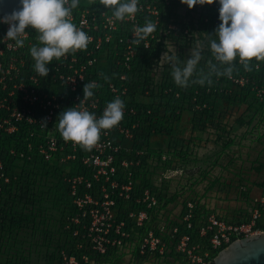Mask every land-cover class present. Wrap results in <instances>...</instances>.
I'll use <instances>...</instances> for the list:
<instances>
[{
  "label": "built area",
  "instance_id": "1",
  "mask_svg": "<svg viewBox=\"0 0 264 264\" xmlns=\"http://www.w3.org/2000/svg\"><path fill=\"white\" fill-rule=\"evenodd\" d=\"M173 1L140 0V11L120 22L100 0H80L72 20L92 39L87 49L53 60L48 76L33 68L30 48L38 43L35 30H27L23 47L7 38L0 42V199L26 195L31 183L43 188L45 176H50L62 205L56 212L62 247L53 264H92L95 255L132 243L142 256L170 255L163 238L166 225L151 230L144 226L159 202L150 177L146 187V178L137 174L144 150L138 145L135 153L126 142L133 134L141 141V120L151 114L150 107L143 112L134 88L141 86L138 91L142 93L145 88L152 90L148 64L157 54L155 43L165 38L171 41L174 37L167 32L173 27L187 30L194 24L181 25V18L172 15ZM177 3L184 5L181 0ZM219 7L218 3L201 6L204 19H209L206 9L219 11ZM164 15L168 18L165 26ZM147 20L155 22L157 30L140 44L132 43L134 27ZM7 30V24H0V38ZM92 81L97 87L94 98L83 102L87 110L99 117L116 97L124 100L126 107L120 124L103 133L91 150H85L65 141L55 124L62 111L80 103L84 85ZM45 120L47 127L41 124ZM255 200L264 206V195ZM196 206L187 204L183 234L175 245L176 253L190 264H208L214 251L236 239L264 233L262 207L251 212L248 222L229 223L212 213L197 225ZM27 235L19 241H26ZM23 256L3 251L0 264H28L29 258Z\"/></svg>",
  "mask_w": 264,
  "mask_h": 264
},
{
  "label": "rangeland",
  "instance_id": "2",
  "mask_svg": "<svg viewBox=\"0 0 264 264\" xmlns=\"http://www.w3.org/2000/svg\"><path fill=\"white\" fill-rule=\"evenodd\" d=\"M173 2L172 15L181 18V25L194 24L187 30L173 27L167 32L169 37H174L171 41L165 38L155 43L157 54L148 64L152 90L145 88L148 93H142L138 91L141 86L134 88L137 102L144 109L153 106L158 98L161 102L168 101L169 97L164 96L172 91L174 79L167 57L161 59L163 54L168 51L169 56L176 55L183 62L194 49L199 48L202 53L203 40L214 35L220 24L216 19L217 9L211 10L212 17L207 15L209 19L205 20L201 6L189 9L178 5L177 0ZM162 19L165 26L164 20L168 18L164 15ZM252 63H258L259 67L253 66L251 76L235 81L237 85H251L247 98L219 103L216 112L202 119L195 114V107L185 105L169 120H164L163 131L150 135L144 142L142 136H139L141 141L134 139V134L128 138L126 146L135 153L138 145L146 146L141 149L144 151L137 169V174L146 178L143 186H150V177L152 191L166 198L159 200L166 206L158 204L149 212L147 223L157 227L166 225L163 238L170 255L138 257L133 254L136 244L132 243L112 249L108 260L101 264H186L185 258L176 253L175 245L183 234V217L189 202L196 203V215L214 213L227 219L243 218L256 207L264 208L255 200L264 195V61ZM48 182L47 187H51V180ZM49 190L54 192L52 188ZM25 234L12 238L21 239ZM131 234L136 236V232ZM41 243L38 237L28 233L26 241H18V249L22 250L18 252L29 258V264H47L42 256L44 251L38 247Z\"/></svg>",
  "mask_w": 264,
  "mask_h": 264
},
{
  "label": "clouds",
  "instance_id": "3",
  "mask_svg": "<svg viewBox=\"0 0 264 264\" xmlns=\"http://www.w3.org/2000/svg\"><path fill=\"white\" fill-rule=\"evenodd\" d=\"M20 8L0 17V24H7L5 38L13 40L16 47H23L29 29L38 34V43L30 48L34 70L48 76L53 60L88 47L91 37L78 28L72 20L73 10L80 0H19ZM189 9L196 6L219 4L220 24L209 41L213 59L207 68L199 67L203 59L199 48L191 51L186 61L166 51L171 76L176 85L187 88L191 84L211 85L213 78H232L236 64L240 62L246 71H251L253 61H264V0H181ZM115 21L132 19L140 11V0H100ZM157 30V25L147 20L143 26L134 27L131 42L140 44ZM95 81L83 88V99L78 105L66 108L58 117L55 127L65 141L91 150L108 130L118 126L124 119L125 102L120 97L107 103L99 117L87 110L83 102L94 98ZM42 126L47 127V121Z\"/></svg>",
  "mask_w": 264,
  "mask_h": 264
},
{
  "label": "trees",
  "instance_id": "4",
  "mask_svg": "<svg viewBox=\"0 0 264 264\" xmlns=\"http://www.w3.org/2000/svg\"><path fill=\"white\" fill-rule=\"evenodd\" d=\"M207 8V7H206ZM205 14L212 17V11L206 9ZM192 25V24H191ZM215 37L209 35L203 40L202 44L204 50L202 52L203 59L200 62L199 67L207 68V62L212 60V54L209 47V41ZM236 64L232 78L219 77L213 78L211 85L200 86L199 84H191L187 88H182L173 81L172 91L164 97H169L168 101L161 102L158 98L153 102V106L149 105L151 114L144 115L141 120V135L143 142L152 134H157L164 130V120H169L172 115H175L178 110H181L185 105L190 108H194V112L199 118H206L209 113L216 112V107L219 103L233 101L234 99H245L251 93V85L249 83L244 86L237 85L235 81L241 77H250V71H246L243 68L242 63ZM156 104V105H155ZM143 108V112L148 110ZM146 136V137H144ZM144 137V138H143ZM146 147L144 144L140 145V148ZM46 181L42 183V187L39 184L31 183L27 185L26 195H13L9 199H0V253L10 251L18 255L22 252H18V241L20 239L12 238V236H18L22 233H29L31 237H38L42 241V245H38L44 251L45 261L47 264H53L52 260L56 258V251L61 246L60 238V226L56 212L61 208V200L57 196V188H55L53 182L51 187H47L49 184L50 176H45ZM52 188L54 190L50 191ZM164 196L160 195V200L163 201ZM160 206H166L165 203ZM159 206V207H160ZM264 211V210H262ZM56 214V215H55ZM60 214V212H59ZM58 214V216H59ZM211 213H197L195 223L201 224L206 221ZM251 213L248 216L236 217L235 219H227L222 215H219L221 219L229 223H241L248 222ZM157 225L147 224L146 228H152ZM156 228V227H155ZM24 238V237H22ZM9 241H14L10 244ZM34 241H32L33 244ZM39 243V242H38ZM71 249V248H70ZM137 249V248H134ZM224 249V248H223ZM222 250V249H221ZM22 251V250H21ZM220 251V250H219ZM214 251L212 253L213 258L219 253ZM112 251L106 255H95L92 264H101L108 260V256ZM42 254V255H43ZM25 259V256H23ZM29 264V263H28ZM186 264H190L186 262Z\"/></svg>",
  "mask_w": 264,
  "mask_h": 264
},
{
  "label": "water",
  "instance_id": "5",
  "mask_svg": "<svg viewBox=\"0 0 264 264\" xmlns=\"http://www.w3.org/2000/svg\"><path fill=\"white\" fill-rule=\"evenodd\" d=\"M19 8V0H0V17ZM208 264H264V233L234 240Z\"/></svg>",
  "mask_w": 264,
  "mask_h": 264
},
{
  "label": "flooded vegetation",
  "instance_id": "6",
  "mask_svg": "<svg viewBox=\"0 0 264 264\" xmlns=\"http://www.w3.org/2000/svg\"><path fill=\"white\" fill-rule=\"evenodd\" d=\"M157 196H158V199L160 200V195L159 194H157ZM158 204H160V202H158ZM148 224V223H147ZM147 224L145 225V229H147V230H151V229H157V226H155V227H152V228H146V226H147ZM136 254L138 257H141L142 255L140 254V251L138 250V249H134V251H133V254Z\"/></svg>",
  "mask_w": 264,
  "mask_h": 264
}]
</instances>
